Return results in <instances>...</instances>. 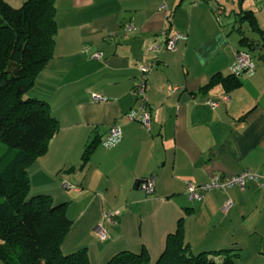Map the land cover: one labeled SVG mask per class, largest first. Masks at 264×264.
Returning a JSON list of instances; mask_svg holds the SVG:
<instances>
[{"label":"crops","instance_id":"obj_1","mask_svg":"<svg viewBox=\"0 0 264 264\" xmlns=\"http://www.w3.org/2000/svg\"><path fill=\"white\" fill-rule=\"evenodd\" d=\"M6 1L17 7L26 0ZM241 10H252L264 30V0H55L53 57L27 96L47 101L60 128L28 174L30 195L67 203L72 226L64 253L85 247L91 264H107L119 251L145 247L155 261L183 217L192 253L235 248L237 264H264V178L207 191L200 200L186 194V183L214 175L264 174V78H243V71L242 85L228 93L220 85L200 89L217 72L239 73L234 53L246 50L229 33L239 35L233 27ZM126 24L133 26L128 34ZM162 30L185 37L174 51L151 54L148 44L162 41ZM152 60L146 129L128 115L138 108V68ZM207 100L218 104L212 109ZM112 126L121 136L108 143ZM95 138L99 144L80 166ZM150 176L151 195L141 188ZM112 210L119 211L113 224L104 217ZM99 225L104 240L95 234Z\"/></svg>","mask_w":264,"mask_h":264},{"label":"trees","instance_id":"obj_2","mask_svg":"<svg viewBox=\"0 0 264 264\" xmlns=\"http://www.w3.org/2000/svg\"><path fill=\"white\" fill-rule=\"evenodd\" d=\"M237 15L239 25L233 30L240 35V46L249 53L256 50L264 63V30L252 10ZM241 23L256 38L247 36ZM56 32L55 0H26L17 7L0 0V141L7 146L0 159V260L5 264H91L85 247L62 251L72 226L67 203H54L47 193L29 194L28 167L47 152L60 124L47 101L25 94L53 57ZM240 75L217 72L200 89L220 85L228 93L242 85ZM98 144L97 138L87 143L80 166ZM238 256L235 248L192 253L180 217L155 261L142 247L138 252L119 251L107 264H237Z\"/></svg>","mask_w":264,"mask_h":264},{"label":"built area","instance_id":"obj_3","mask_svg":"<svg viewBox=\"0 0 264 264\" xmlns=\"http://www.w3.org/2000/svg\"><path fill=\"white\" fill-rule=\"evenodd\" d=\"M217 13H220L217 10ZM125 32L128 34L133 30L131 24H126L124 27ZM162 41L160 42H150L148 44V51L151 54L158 53L162 48L169 51H174L177 46V42L180 39H184V35L179 32H175L166 36V31L162 30ZM100 54H95V58L99 57ZM235 56V70L236 72L253 70L254 63L249 52L240 50L234 53ZM155 65V60L149 61L148 63L141 64L139 66V78L134 87V94L138 97V108L135 111L136 114L128 115L130 119H137L146 129L150 128V114L148 111V98L146 95V80L147 74L150 69ZM95 100H100L101 98L98 95H94ZM208 105L214 109L218 102L214 100H207ZM121 136L120 128L117 126H112L109 130V138L107 139L108 143H113L117 138ZM259 177L264 178V174L258 175L252 173L250 170H244L238 174L220 177L219 175L212 176L207 182L195 185L192 183H186V194L189 200H200L203 194L207 191L220 190L225 191L235 185L240 188H244L245 184L249 180H257ZM67 187H72L71 185L65 184ZM76 188L75 186H73ZM141 188L146 194H151L154 191V176H150L144 179L141 183ZM232 206V201L229 199L223 205V211L228 210ZM119 214L118 210H112L105 213V219L110 223H115V218ZM95 234L100 240H104L107 237V231L102 226H97L95 229Z\"/></svg>","mask_w":264,"mask_h":264},{"label":"rangeland","instance_id":"obj_4","mask_svg":"<svg viewBox=\"0 0 264 264\" xmlns=\"http://www.w3.org/2000/svg\"><path fill=\"white\" fill-rule=\"evenodd\" d=\"M249 4L251 5L252 2H251V1H248V2L246 3V6H245V7H247V5H249ZM228 14H229V12L226 14L227 16L225 15V16H223V18H222L225 22L229 19V15H228ZM224 27H225V29H226L227 32L230 31V29L227 27L226 24L224 25ZM242 29L244 30V33H245L247 36L252 37V36L255 35L253 32H251V31L248 29V27L246 26V24H242ZM229 35L232 36V38H233L234 41H237V40L239 39V35H238L237 33H235V32H231V33H229ZM235 46H236V47H241V48H244V49H245V47L240 46L237 42L235 43ZM250 54H251V57H252L253 63H254V65H255V70H254V71H253V70H247V71L243 72V73H242L243 78H246L247 76L249 77L251 74H254V73H257V74H258V76H257L258 78H264V63L258 58V53H257V51H256V50L251 51ZM149 74H150V73L147 74V77L149 76ZM146 91H147V90H146ZM25 96L27 97L26 94H25ZM6 149H7V146H6L4 143H2V142L0 141V157H1L2 155H4ZM150 195H151V194H150ZM66 240H67V239H66ZM66 240H65V242H66ZM97 242H98V241H97ZM0 264H5V263L2 262V261L0 260Z\"/></svg>","mask_w":264,"mask_h":264}]
</instances>
